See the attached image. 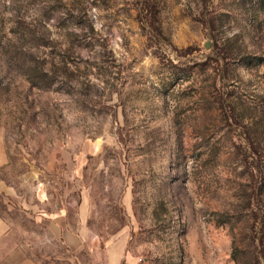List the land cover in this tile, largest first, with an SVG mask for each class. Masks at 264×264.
<instances>
[{
	"label": "rangeland",
	"instance_id": "1",
	"mask_svg": "<svg viewBox=\"0 0 264 264\" xmlns=\"http://www.w3.org/2000/svg\"><path fill=\"white\" fill-rule=\"evenodd\" d=\"M0 184L42 263L264 264V0H0Z\"/></svg>",
	"mask_w": 264,
	"mask_h": 264
},
{
	"label": "crops",
	"instance_id": "2",
	"mask_svg": "<svg viewBox=\"0 0 264 264\" xmlns=\"http://www.w3.org/2000/svg\"><path fill=\"white\" fill-rule=\"evenodd\" d=\"M4 189L0 184V192ZM87 211L82 201L73 199L58 201L51 213L41 212L34 216L36 223L44 226L41 236L57 241L67 250L80 248L84 240ZM18 223L7 216L0 204V264H48L42 263L28 250V243L18 235Z\"/></svg>",
	"mask_w": 264,
	"mask_h": 264
}]
</instances>
